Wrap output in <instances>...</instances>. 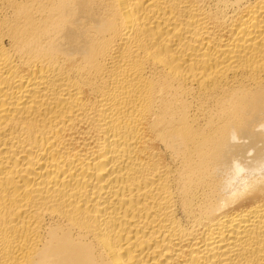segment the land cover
Returning <instances> with one entry per match:
<instances>
[{"label": "bare ground", "instance_id": "obj_1", "mask_svg": "<svg viewBox=\"0 0 264 264\" xmlns=\"http://www.w3.org/2000/svg\"><path fill=\"white\" fill-rule=\"evenodd\" d=\"M0 264H264V0H0Z\"/></svg>", "mask_w": 264, "mask_h": 264}]
</instances>
